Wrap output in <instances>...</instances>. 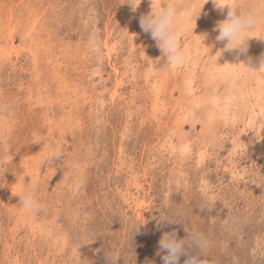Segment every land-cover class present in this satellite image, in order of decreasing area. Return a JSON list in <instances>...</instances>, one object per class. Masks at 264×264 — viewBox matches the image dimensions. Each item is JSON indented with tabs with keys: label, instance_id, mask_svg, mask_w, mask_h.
<instances>
[{
	"label": "rangeland",
	"instance_id": "rangeland-1",
	"mask_svg": "<svg viewBox=\"0 0 264 264\" xmlns=\"http://www.w3.org/2000/svg\"><path fill=\"white\" fill-rule=\"evenodd\" d=\"M128 2L0 0V264H108L115 251L162 264L172 231L203 233L211 264H264V74L225 65L258 67L264 27L246 55L218 56L227 9L197 0L178 25L189 59L164 67L139 24L150 0ZM27 182L34 215L17 206Z\"/></svg>",
	"mask_w": 264,
	"mask_h": 264
},
{
	"label": "clouds",
	"instance_id": "clouds-1",
	"mask_svg": "<svg viewBox=\"0 0 264 264\" xmlns=\"http://www.w3.org/2000/svg\"><path fill=\"white\" fill-rule=\"evenodd\" d=\"M196 2L197 0H185L183 8L178 11L175 0H165L158 9L154 10L153 0H150L151 11L140 17L141 29L145 33H150L152 39L156 41L157 46L162 51L165 62L164 67H176L184 64L189 59L188 49L182 46L181 43L182 32L178 29V25L183 24L184 27H187L191 23ZM213 3L221 11L227 9L226 18L218 22L214 29L219 33L216 36V41L226 42L225 47L218 51L216 55L220 56L224 51H235L237 59H239L240 55H246L248 52L250 35L264 27V0H213ZM128 4L132 5L133 11L138 7L135 0H129ZM85 27L87 35L83 41L84 46L89 50H98L101 43L98 28L95 24L89 25L88 22H86ZM198 36L201 37L204 44V40L207 38L206 34ZM253 63H256V61L249 57L246 62L227 63L225 65L264 74V55L259 58L258 67H253ZM61 157H64L63 152L52 151V161L54 158ZM47 162H42L41 166H44ZM15 196L19 197L17 206L25 213L34 215L43 208L37 196L36 185L31 182H27L21 187ZM164 221L174 223L168 219ZM209 247V240L201 232L187 231L186 238L178 239L177 233L172 231L163 233L158 241L156 254L161 256L162 253H165L161 256L162 264H179L182 255L188 257L184 264H211L204 255ZM192 252H195V254H191ZM106 256L108 264H119L122 257L119 251L106 254ZM146 264H151V262H146Z\"/></svg>",
	"mask_w": 264,
	"mask_h": 264
}]
</instances>
